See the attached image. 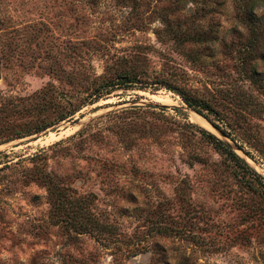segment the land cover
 <instances>
[{
  "label": "rangeland",
  "instance_id": "374dc122",
  "mask_svg": "<svg viewBox=\"0 0 264 264\" xmlns=\"http://www.w3.org/2000/svg\"><path fill=\"white\" fill-rule=\"evenodd\" d=\"M233 12L231 0H0V264H264V90L237 65ZM195 25L217 39L181 42ZM167 86L221 113L248 100L246 142L200 125Z\"/></svg>",
  "mask_w": 264,
  "mask_h": 264
},
{
  "label": "trees",
  "instance_id": "16d2710c",
  "mask_svg": "<svg viewBox=\"0 0 264 264\" xmlns=\"http://www.w3.org/2000/svg\"><path fill=\"white\" fill-rule=\"evenodd\" d=\"M231 1L234 10L233 18L238 24L241 25L243 32L232 29L233 32L237 31L235 34L236 39L234 42L230 41L231 43L229 44L234 43L235 47L232 50L237 59V65L240 70L243 71V74L247 80L257 88L264 90V78L257 70L256 64L253 61L254 58H264V50L262 48V39H264V0ZM258 8L261 9V11H258ZM211 27L212 26L208 25H195L191 32H184L179 40L181 42L192 41L195 43H212L217 39V35L215 30ZM130 74L131 75L128 73H119L117 77L124 81H131L132 79H135V74L133 72ZM106 83L97 85L99 87H93L91 91H89L91 99L96 100L98 96L108 92L107 90L109 89V86H113L111 85L112 83L110 85H107ZM169 88L174 90L179 95L187 107L191 108L206 121L217 127L223 136L230 140L237 139L238 141L246 142L244 137H242V127H244V122L242 120L243 114L241 111L246 106L248 100L245 101L236 95V97H234V101L229 105L231 108H228L227 111L221 113L216 109H213L210 102L202 97L190 94L186 90L180 89L178 87ZM2 108H4V106L0 109ZM250 110L252 112L256 111L254 108H251ZM201 131L212 142L214 147H216L235 165L240 164L243 167L249 169L245 165L244 161L232 151L229 145L211 133L204 131L203 129H201ZM249 136L252 138L251 135ZM249 170L253 172L251 169Z\"/></svg>",
  "mask_w": 264,
  "mask_h": 264
},
{
  "label": "water",
  "instance_id": "95a60500",
  "mask_svg": "<svg viewBox=\"0 0 264 264\" xmlns=\"http://www.w3.org/2000/svg\"><path fill=\"white\" fill-rule=\"evenodd\" d=\"M204 119V118H203ZM205 120V119H204ZM205 122L207 123V125H209V127H211V129H213L217 134L222 135L223 134L219 131V129L217 127H215L214 125H212L211 123H209L208 121L205 120Z\"/></svg>",
  "mask_w": 264,
  "mask_h": 264
},
{
  "label": "bare ground",
  "instance_id": "6f19581e",
  "mask_svg": "<svg viewBox=\"0 0 264 264\" xmlns=\"http://www.w3.org/2000/svg\"><path fill=\"white\" fill-rule=\"evenodd\" d=\"M196 115V114H195ZM197 116V115H196ZM199 117V116H197ZM196 121L200 124V125H203L205 127H208L207 124L199 117V118H196Z\"/></svg>",
  "mask_w": 264,
  "mask_h": 264
}]
</instances>
